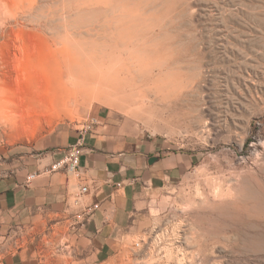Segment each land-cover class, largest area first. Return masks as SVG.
<instances>
[{
  "label": "rangeland",
  "instance_id": "374dc122",
  "mask_svg": "<svg viewBox=\"0 0 264 264\" xmlns=\"http://www.w3.org/2000/svg\"><path fill=\"white\" fill-rule=\"evenodd\" d=\"M84 1L0 0V168L55 149L97 111L191 163L147 191L145 225L103 261L17 234L6 252L28 264H264V0ZM129 18L141 59L76 91L67 58L84 46L107 59Z\"/></svg>",
  "mask_w": 264,
  "mask_h": 264
},
{
  "label": "crops",
  "instance_id": "0c3cea01",
  "mask_svg": "<svg viewBox=\"0 0 264 264\" xmlns=\"http://www.w3.org/2000/svg\"><path fill=\"white\" fill-rule=\"evenodd\" d=\"M93 117L98 122L84 138L80 178L59 170L26 180L59 159L77 133L16 168H0V264H28L23 251L6 252L15 234L49 244L52 255L61 250L80 262L105 260L145 225L147 191L164 187L191 163L157 138L123 133L102 111ZM82 185L87 191L80 194Z\"/></svg>",
  "mask_w": 264,
  "mask_h": 264
},
{
  "label": "bare ground",
  "instance_id": "6f19581e",
  "mask_svg": "<svg viewBox=\"0 0 264 264\" xmlns=\"http://www.w3.org/2000/svg\"><path fill=\"white\" fill-rule=\"evenodd\" d=\"M108 1H110L111 6L116 4V0H86L82 3H84L83 5L87 9H92L95 7V4L98 6L101 2L105 3ZM118 19H122V17H118ZM108 23L109 22H107V24ZM135 25V21L132 22L131 18H129L127 22H120L119 20V26L121 28L126 27L128 32H121L117 26L119 32L112 33L111 37L122 43L121 46H123V48H115L111 51L106 48L104 54L105 57L107 56V59L104 58L105 60L96 61L95 58H93V60L87 55L84 49L87 47L84 46H81L82 48L80 51L78 50L75 55L67 58V64L76 68L72 73V77L74 78V89L76 91L93 92L96 90L95 86L103 84L110 77H114L112 73H116L119 70H127L129 72V66L131 64H129L128 59L131 54H134L136 59H141L137 50L139 46H137L138 44L133 38ZM175 74H177L176 77H178L180 75V70Z\"/></svg>",
  "mask_w": 264,
  "mask_h": 264
},
{
  "label": "built area",
  "instance_id": "2783aa9c",
  "mask_svg": "<svg viewBox=\"0 0 264 264\" xmlns=\"http://www.w3.org/2000/svg\"><path fill=\"white\" fill-rule=\"evenodd\" d=\"M96 118H91L88 123L77 132L75 141L67 146L63 155L52 162L46 169L42 171L31 172L27 175L26 180L30 182L40 173L50 174L59 170H64L76 178L81 177L80 157L84 148V138L87 132L91 131L93 126L97 124ZM120 186V184H118ZM87 191V186L82 185L79 189L80 194Z\"/></svg>",
  "mask_w": 264,
  "mask_h": 264
},
{
  "label": "water",
  "instance_id": "95a60500",
  "mask_svg": "<svg viewBox=\"0 0 264 264\" xmlns=\"http://www.w3.org/2000/svg\"><path fill=\"white\" fill-rule=\"evenodd\" d=\"M154 158H155V157H151V158H150V161L153 160Z\"/></svg>",
  "mask_w": 264,
  "mask_h": 264
}]
</instances>
